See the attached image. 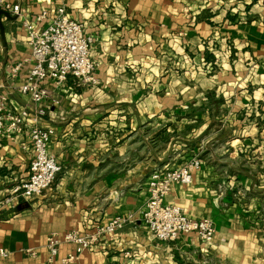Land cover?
<instances>
[{
    "label": "crops",
    "instance_id": "1",
    "mask_svg": "<svg viewBox=\"0 0 264 264\" xmlns=\"http://www.w3.org/2000/svg\"><path fill=\"white\" fill-rule=\"evenodd\" d=\"M22 15H2L0 92L27 81L31 49L23 21L63 5L95 38L97 83L49 85L40 125L56 131L50 153L56 181L16 209L0 212V264H66L63 243L50 263L47 238L117 216L137 220L69 264H264V0H12ZM22 63L13 76L11 67ZM198 156L190 184L166 202L211 219L212 242L180 234L162 242L143 221L149 178ZM26 134L0 136V199L29 173ZM36 250L32 256L27 250Z\"/></svg>",
    "mask_w": 264,
    "mask_h": 264
},
{
    "label": "built area",
    "instance_id": "2",
    "mask_svg": "<svg viewBox=\"0 0 264 264\" xmlns=\"http://www.w3.org/2000/svg\"><path fill=\"white\" fill-rule=\"evenodd\" d=\"M14 15H22L21 5L12 0H0V10ZM48 22L38 28L29 19L23 21L28 45L31 49V66L27 81L15 86V90L28 96L35 114L26 107L21 111L14 110L8 92H0V136L16 138L18 134H26L32 144L33 157L29 164L28 176L11 187L8 194L0 199V212L16 209L23 201L40 195L50 187L62 170L55 155L50 153V144L55 136V129L39 124L38 118L45 115L43 103L51 97L52 85L56 89L66 86L71 79L79 84L97 83L95 76L96 62L91 57V49L95 38L87 34L85 25L71 18L65 6L58 5L54 13L44 11L38 21ZM22 63L11 67L16 76ZM202 165L198 156L193 157L179 168H160L152 172L149 178V199L142 211L143 221L154 236L162 241L175 240L180 234H196L203 242H212L216 235L215 223L208 218L194 219L186 214L181 206L169 204L166 197L176 184H190L193 174ZM133 215L117 216L108 223L95 222L91 228L82 231L74 228L62 236L54 232L47 238L46 247L50 252L49 262L52 263L63 243L76 245L75 252L64 258L66 264L75 262L79 255L90 249L102 238L112 239L127 225L136 223ZM36 256V250H27ZM10 251L0 248V257H8Z\"/></svg>",
    "mask_w": 264,
    "mask_h": 264
},
{
    "label": "water",
    "instance_id": "3",
    "mask_svg": "<svg viewBox=\"0 0 264 264\" xmlns=\"http://www.w3.org/2000/svg\"><path fill=\"white\" fill-rule=\"evenodd\" d=\"M2 15H5L7 17H12V14L6 10H3V9L0 10V31H1L2 37L5 38V28H4V25L1 21Z\"/></svg>",
    "mask_w": 264,
    "mask_h": 264
}]
</instances>
